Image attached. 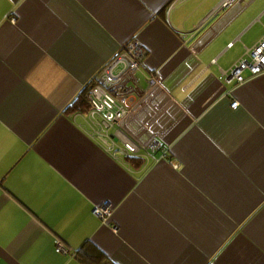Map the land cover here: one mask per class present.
Returning a JSON list of instances; mask_svg holds the SVG:
<instances>
[{
  "label": "crops",
  "instance_id": "obj_1",
  "mask_svg": "<svg viewBox=\"0 0 264 264\" xmlns=\"http://www.w3.org/2000/svg\"><path fill=\"white\" fill-rule=\"evenodd\" d=\"M223 1L0 0V264H82L87 243L115 264H264V73L227 75L264 0ZM131 40L128 162L69 108Z\"/></svg>",
  "mask_w": 264,
  "mask_h": 264
},
{
  "label": "built area",
  "instance_id": "obj_2",
  "mask_svg": "<svg viewBox=\"0 0 264 264\" xmlns=\"http://www.w3.org/2000/svg\"><path fill=\"white\" fill-rule=\"evenodd\" d=\"M238 0H224L214 11L217 15L222 11L235 6ZM145 50L136 40L127 42L120 52L109 61L93 80L88 94L90 111L86 115L91 134L106 147L114 156L117 140H122L124 148L122 154L133 156L140 153L141 148L121 129L112 132L116 123L125 120L130 112V102L137 86L136 74L141 69L145 58ZM248 73V77L245 74ZM264 73V36L251 48H246L242 57L232 65L227 73L229 81L237 84L244 83L247 79ZM151 87H159L161 82L155 77L149 80ZM233 108L238 107L233 102ZM162 144L153 141L147 147L144 154L145 160L153 159V155L161 150ZM111 213L110 207H102L94 210V214L105 219ZM57 253L67 254L68 249L62 242L57 243Z\"/></svg>",
  "mask_w": 264,
  "mask_h": 264
},
{
  "label": "trees",
  "instance_id": "obj_3",
  "mask_svg": "<svg viewBox=\"0 0 264 264\" xmlns=\"http://www.w3.org/2000/svg\"><path fill=\"white\" fill-rule=\"evenodd\" d=\"M90 91V90H89ZM88 89L71 105L69 112L83 111L86 114L90 111V103L88 101ZM126 161L132 160V156H127ZM78 260L82 264H115L108 259L97 247L87 243L76 254Z\"/></svg>",
  "mask_w": 264,
  "mask_h": 264
}]
</instances>
